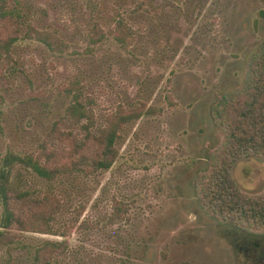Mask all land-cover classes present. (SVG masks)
<instances>
[{"label":"rangeland","instance_id":"rangeland-1","mask_svg":"<svg viewBox=\"0 0 264 264\" xmlns=\"http://www.w3.org/2000/svg\"><path fill=\"white\" fill-rule=\"evenodd\" d=\"M19 4L39 26L58 28L67 48L56 53L29 39L14 46L0 84V158L10 150H35L55 120L63 119L64 129L73 127L64 110L75 79L86 85L99 118L120 103L158 110L129 124L114 166L75 191L72 209L59 219L58 224L70 221L74 207L84 204L67 239L85 264H121L128 250V264H260L264 227L225 224L203 207L195 181L223 142L211 116L213 102L243 83L251 56L264 44V0ZM116 11L137 30L129 51L113 38ZM95 20L106 38L89 51L87 31ZM233 175L245 194L264 191V160L239 161ZM115 196L127 203L129 221L109 223ZM84 220L98 226L78 227ZM45 238L62 239L25 233L28 247L13 253L15 264H27L29 250ZM8 257L0 250V263Z\"/></svg>","mask_w":264,"mask_h":264},{"label":"trees","instance_id":"trees-1","mask_svg":"<svg viewBox=\"0 0 264 264\" xmlns=\"http://www.w3.org/2000/svg\"><path fill=\"white\" fill-rule=\"evenodd\" d=\"M19 3L20 0H0V84L7 78L4 64L11 62L12 50L20 40L38 41L56 53L67 48L58 28L39 26L32 20L33 12ZM114 19V41L129 51L135 44L137 30L119 11ZM87 34L89 51L106 38L98 20ZM85 88L84 82L75 79L66 90L69 101L64 118L73 127L64 129L63 119L55 120L40 136L35 150H10L0 158V250L5 248L9 254L6 264H15L13 253L28 247L22 241L25 233L62 237L45 238L34 244L27 264H85L84 254L67 239L72 225L84 212V204L74 207L72 213L76 217L70 221L58 224L59 219L72 209L75 191L85 190L91 179L96 180L114 166L119 157L117 145L129 124L144 115L158 113L154 106L120 103L99 118ZM211 116L223 142L209 156L205 172L196 178L198 199L225 224L264 227V191L245 194L233 175L239 161L264 160V44L251 56L243 83L218 95L211 106ZM129 220L127 203L113 197L109 223ZM80 226L91 229L98 224L84 220ZM126 255L121 264L130 262L129 250Z\"/></svg>","mask_w":264,"mask_h":264},{"label":"flooded vegetation","instance_id":"flooded-vegetation-1","mask_svg":"<svg viewBox=\"0 0 264 264\" xmlns=\"http://www.w3.org/2000/svg\"><path fill=\"white\" fill-rule=\"evenodd\" d=\"M259 247V246H258ZM257 248V246L255 247ZM259 263L261 264H264V247L260 250L259 252Z\"/></svg>","mask_w":264,"mask_h":264}]
</instances>
